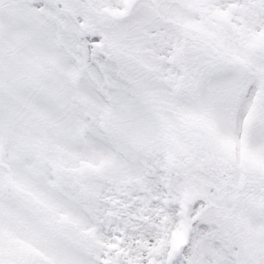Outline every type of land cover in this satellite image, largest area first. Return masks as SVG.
Segmentation results:
<instances>
[{"label": "snow or ice", "instance_id": "6c2138e0", "mask_svg": "<svg viewBox=\"0 0 264 264\" xmlns=\"http://www.w3.org/2000/svg\"><path fill=\"white\" fill-rule=\"evenodd\" d=\"M0 264H264V0H0Z\"/></svg>", "mask_w": 264, "mask_h": 264}]
</instances>
